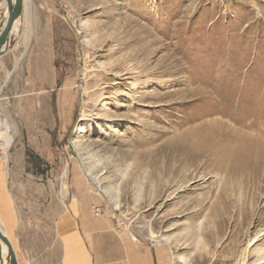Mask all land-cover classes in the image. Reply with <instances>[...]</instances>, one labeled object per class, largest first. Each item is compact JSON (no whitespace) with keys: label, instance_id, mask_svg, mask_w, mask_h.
I'll return each instance as SVG.
<instances>
[{"label":"rangeland","instance_id":"374dc122","mask_svg":"<svg viewBox=\"0 0 264 264\" xmlns=\"http://www.w3.org/2000/svg\"><path fill=\"white\" fill-rule=\"evenodd\" d=\"M26 3L0 59L16 264H57L66 243L85 264L131 246L264 264V0Z\"/></svg>","mask_w":264,"mask_h":264},{"label":"water","instance_id":"95a60500","mask_svg":"<svg viewBox=\"0 0 264 264\" xmlns=\"http://www.w3.org/2000/svg\"><path fill=\"white\" fill-rule=\"evenodd\" d=\"M8 15L1 12L0 21V57L8 53L16 41L12 32L15 23L23 17L25 0H6ZM0 264H15L14 257L7 243L6 236L0 227Z\"/></svg>","mask_w":264,"mask_h":264},{"label":"crops","instance_id":"0c3cea01","mask_svg":"<svg viewBox=\"0 0 264 264\" xmlns=\"http://www.w3.org/2000/svg\"><path fill=\"white\" fill-rule=\"evenodd\" d=\"M27 5L28 4L26 3L25 7H24V17H23V19L18 21L16 26H15V28L13 29L12 34H13V36H15V39H17V37H18V33L22 31V26L25 25V21H26V17H27V12H26L27 11ZM2 11H3V13L5 15H8V13H9V9L7 8L6 0H0V21L3 19L2 16H1V12ZM2 57H0V59H2ZM18 65H19V61L16 63L15 67H18ZM7 75H8V73H7ZM5 81L7 82L8 79H5ZM0 88H1V92H0V94H1L2 90H3V86L0 85ZM63 245H64V243H63ZM67 245H68V243H66V246H64V250H63V252H61V255H60V262L57 263V264H85L83 251L82 252H78L77 251V254L78 253L82 254L80 256H83V259H78L79 258V254H78V258H73L72 260H69V255H68L69 252H68ZM118 249L119 248H117V250ZM122 254L124 256H122ZM127 255H126V253L124 251H122L121 253H118L117 257L115 258V260H116L115 262L117 264H155V260H156V255H154V253H152V251H149L147 247H145L144 249L140 250L139 247L131 246L130 249H128ZM127 257L129 258L128 261L125 259ZM44 264H47L46 260H45ZM92 264H94V261H92Z\"/></svg>","mask_w":264,"mask_h":264},{"label":"bare ground","instance_id":"6f19581e","mask_svg":"<svg viewBox=\"0 0 264 264\" xmlns=\"http://www.w3.org/2000/svg\"><path fill=\"white\" fill-rule=\"evenodd\" d=\"M4 3V2H3ZM2 3V4H3ZM5 6V5H4ZM6 7V6H5ZM23 17H24V13H23ZM23 17L21 18V19H19L18 21H20V20H22L23 19ZM17 21V22H18ZM17 22L15 23V25H14V28H15V26H16V24H17ZM104 94V93H103ZM241 147H243V149H244V147H248V144L247 143H243V144H241L240 145ZM249 152V151H248ZM237 162H239V161H237ZM243 164V163H242ZM9 223L7 222V220L6 219H0V227L2 228V231L4 232V235L6 236V239H7V243H8V245H9V248H10V250H11V252H12V255H13V257H14V260H15V264H16V253H15V250H14V247L12 248V243H13V241H12V232H11V229H10V226L8 225ZM245 255V254H244ZM264 257L262 256V259H263ZM245 259H246V255L244 256V258H243V262L245 261Z\"/></svg>","mask_w":264,"mask_h":264}]
</instances>
